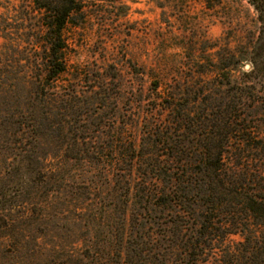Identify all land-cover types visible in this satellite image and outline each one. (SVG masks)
<instances>
[{
  "label": "trees",
  "instance_id": "obj_1",
  "mask_svg": "<svg viewBox=\"0 0 264 264\" xmlns=\"http://www.w3.org/2000/svg\"><path fill=\"white\" fill-rule=\"evenodd\" d=\"M248 1L258 14L259 37L245 57H220L215 73L228 86L232 72L249 63L252 104L214 99L206 106L210 112L194 121L193 104L179 103L185 92L178 85L157 98L169 120L144 126L136 144L124 139L125 126L101 128V119L116 116H97L95 130L78 126L91 117L80 113L81 97L103 107L111 100L105 78L74 75L95 84L85 92L61 81L69 75L64 32L84 13V0H21L30 11H14L16 30L26 31L21 41L29 52L21 54L16 42L7 55L0 52V159L14 193L29 190L18 205L11 194L4 210L11 260L264 264V133L249 115L264 107L253 96V81L264 85V0ZM186 126L200 130L192 132L196 143L177 140ZM42 129L52 139L46 155L39 146ZM48 158L57 162L53 168L39 162ZM38 188L44 200L34 197ZM31 217L24 228L15 225ZM65 219L69 227L59 224Z\"/></svg>",
  "mask_w": 264,
  "mask_h": 264
},
{
  "label": "rangeland",
  "instance_id": "obj_2",
  "mask_svg": "<svg viewBox=\"0 0 264 264\" xmlns=\"http://www.w3.org/2000/svg\"><path fill=\"white\" fill-rule=\"evenodd\" d=\"M81 7L84 13L70 20L64 32L69 75L61 81L85 92L95 84L75 80L74 75L105 78L107 98L111 100H106L103 107L92 96L89 99L81 97L80 113L91 117L78 126L95 130L97 116H116L112 120L101 119V128L125 126L124 139L137 144L144 126H163L169 120V115L159 106L165 103H159L157 98L178 85L185 92L179 103L193 104L190 110L194 121L202 112H210L206 106L212 105L214 99L223 104L232 100L240 102V99L248 106L252 104L246 92V84L250 85L245 75L250 69L249 63H241L232 72L228 86H222L224 78L215 73L220 57H228V52L245 57L259 37L258 14L248 0H84ZM14 11L28 12L30 6L21 0H0V52L4 55L12 50L11 43L15 42L21 54L29 52V47L21 41L25 40L26 31L16 30L20 23ZM31 23L36 25L35 21ZM253 82L258 90L253 94L254 100L263 101V83ZM155 84L159 86L156 93L153 91ZM249 115L254 122L251 125L264 133V107L258 104ZM192 132L200 133V130L186 126L182 132L185 136L177 140L196 143ZM50 134L46 135L44 130L40 133L39 146L45 155L52 146ZM39 162L48 169L57 163L51 158ZM7 173L0 159V264H42L36 259L9 258L5 226L8 215L4 210L15 191L11 189L8 181L12 178ZM67 185L69 188V183ZM40 188L34 197L44 200L43 188ZM28 191L13 194L16 202L19 201L17 205L24 201ZM54 196L51 195L52 200ZM58 204L55 202L52 206L58 209ZM32 218L18 220L15 225L24 228V222ZM63 218L69 219V212L66 211ZM67 219L59 224L69 227ZM49 239L50 236L46 241ZM231 239L236 242L239 237Z\"/></svg>",
  "mask_w": 264,
  "mask_h": 264
}]
</instances>
